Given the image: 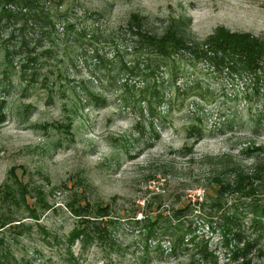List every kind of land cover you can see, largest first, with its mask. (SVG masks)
Wrapping results in <instances>:
<instances>
[{
	"label": "rangeland",
	"instance_id": "374dc122",
	"mask_svg": "<svg viewBox=\"0 0 264 264\" xmlns=\"http://www.w3.org/2000/svg\"><path fill=\"white\" fill-rule=\"evenodd\" d=\"M39 1L58 21L42 41L40 51L52 50L43 53L36 82L20 80L5 64L1 40L13 26L0 31V188L15 167L18 181L30 192L39 189L51 206H36L38 221L10 206L26 227L20 235L0 232L15 264H241L229 253L239 243L231 235L237 231L257 238L245 264H264V225L252 228L248 200L227 193L217 201L210 182L227 178L224 157L250 168L255 157L244 149L252 145L262 147L256 158L264 162V64L257 75L233 76L184 54L173 86L168 69L156 73L163 101L152 117L143 103L142 111L133 107L134 95L122 87H141V78L121 68L137 57L126 30L133 12L157 36L169 19L181 17L190 39L222 26L264 40V0ZM69 119L70 132L57 128ZM194 125L197 140L187 134ZM73 198L93 211L107 206L100 237L90 231L85 243L80 237L67 243L77 224L66 207ZM34 201L28 196L27 203ZM147 218L156 221L151 234ZM201 242L211 258L198 251Z\"/></svg>",
	"mask_w": 264,
	"mask_h": 264
},
{
	"label": "trees",
	"instance_id": "16d2710c",
	"mask_svg": "<svg viewBox=\"0 0 264 264\" xmlns=\"http://www.w3.org/2000/svg\"><path fill=\"white\" fill-rule=\"evenodd\" d=\"M62 1V0H58ZM55 15L44 12L40 6L39 0H0V31L12 25L13 29L6 31V40L3 38L2 48L4 52V61L7 66L13 69V73L18 75L20 80L26 79V82H36L39 75V66H41V58L45 54L50 55L52 48L43 49V39L50 38L55 30ZM145 18L139 13L133 12L129 16L126 23V30L132 38L131 52L137 53V57L133 64L123 63L121 68L126 71L131 78L140 77L143 84L141 87L130 86L128 83L122 84V87L134 95L133 107L142 111L141 104L146 106L147 113L152 117L156 115L158 106L162 103L163 97L161 88L163 82L159 81L156 73L160 68L169 70L170 82L172 86L176 80V62L184 54L189 56L191 61H200L207 63L214 70H226L230 75H257L264 64V40L256 39L250 34H241V32H228L222 26L213 29L203 40L187 38L181 29L182 18L169 19L162 33L157 36L151 33L145 27ZM58 21V20H57ZM20 25L19 28H16ZM66 29L74 31L72 23H67ZM32 31V34L28 31ZM11 41L10 44H8ZM94 55L98 62L103 64V57L99 54V49L94 48ZM120 68V69H121ZM6 71H4L5 73ZM167 83V82H166ZM26 85L23 90L27 89ZM176 93L178 92L175 88ZM182 97H187V91L180 93ZM92 100L102 102L103 99L97 95L88 94ZM128 104V102L126 101ZM1 107V105H0ZM136 109V108H135ZM2 118V113L0 115ZM198 120V119H197ZM70 119L66 125L62 123L57 126L66 133L70 132ZM152 128V123H150ZM153 130V128H152ZM187 133L194 134L198 139L199 127L191 126ZM191 137V136H188ZM195 140L193 142H195ZM248 155H254V161L250 168H243L234 162L227 161L229 157H224V167L228 171L226 179L219 178L218 175L212 176L210 182L217 185L216 200L222 199L225 194L233 196H243L248 200V211L250 214V223L252 228L258 229L264 225V162H260L258 153L262 151L259 145H252L244 149ZM221 171L219 174H223ZM6 181L0 188V201L2 206L11 209L20 208L21 206L28 212V218L35 221L39 220L40 214L37 207L42 210L51 208L39 189L28 190V186L18 181L15 167L8 171ZM15 181V186L9 184ZM32 193L33 195L29 194ZM28 196L34 197L33 204L27 203ZM258 196L262 200L256 199ZM66 207L70 214L75 216L77 224L71 229L66 241L72 245L74 241L80 237L85 243L90 238L91 232L96 233L100 237L101 231L105 232V227L100 226V220L108 215L107 206L96 208L94 211L88 203L84 206L78 204L77 199L73 198ZM22 218H13L12 211H0V232L8 228L18 235L26 231L24 224L20 222ZM15 221H18L15 223ZM148 234L152 233V227L156 221H150L147 218ZM230 223L237 227L235 223ZM91 231V232H90ZM226 232H230L226 229ZM232 237L239 243L230 250L231 258H240L241 264L248 261V254L256 245L257 238L251 236L242 237L239 231L232 232ZM223 245L227 248L229 238L223 235ZM6 240L0 238V264H15L10 250L6 246ZM198 251L203 258H211L212 254L207 250L206 243L201 242L198 245ZM17 264V263H16Z\"/></svg>",
	"mask_w": 264,
	"mask_h": 264
}]
</instances>
